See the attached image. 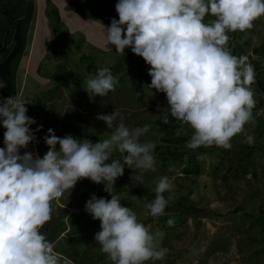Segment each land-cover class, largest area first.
<instances>
[{"label": "clouds", "instance_id": "1", "mask_svg": "<svg viewBox=\"0 0 264 264\" xmlns=\"http://www.w3.org/2000/svg\"><path fill=\"white\" fill-rule=\"evenodd\" d=\"M115 11L118 19L104 25V47L112 45L122 56L130 48L150 66L148 86L167 100L166 106H157L164 113L163 122L168 123L169 115L179 121L178 135L187 134L185 126L190 128V149L231 148V139L252 121L256 100L251 88L254 66L247 56L232 53L229 33L251 30L264 17V0H117ZM12 82L13 95L0 99V126L5 129L0 147V264H72L56 249V240L50 242L41 231L52 218L53 202L85 178L111 186L125 166L155 171V142L141 140L151 125L130 128L114 110L96 116L112 130L107 139L58 137L49 128L43 156L21 154L20 149L35 139L30 125L36 121L26 107L35 96H26L21 92L24 87L18 90L13 78ZM118 83L109 67H99L83 87L91 92L90 98L107 97ZM5 86L0 80V88ZM41 128L38 125L37 131ZM247 142L252 143L253 137L248 136ZM117 151L122 160L112 158ZM136 179L143 182L142 175ZM173 188L167 175L160 177L154 200L145 205L148 214H165L169 200L164 193ZM105 190L110 199L92 193L84 207L100 221L94 239L111 264L164 260L168 249L158 239L163 233L153 234L118 195ZM166 223L174 226L175 218L170 216Z\"/></svg>", "mask_w": 264, "mask_h": 264}, {"label": "rangeland", "instance_id": "2", "mask_svg": "<svg viewBox=\"0 0 264 264\" xmlns=\"http://www.w3.org/2000/svg\"><path fill=\"white\" fill-rule=\"evenodd\" d=\"M71 2L43 0L38 22H31L26 27L25 48L16 70L14 85L19 90L17 77L32 75V79L38 68L41 70L36 76L43 79L42 88L38 89L40 93L32 99L31 104L26 105L34 114L28 112L27 115L36 121L39 117L47 118L46 135L51 128L58 137L74 132L79 139H89L93 135L102 141L110 136L112 130L107 129L105 123L96 119V116L115 110L123 116L125 124L130 128L151 125L150 130L141 138L142 141L155 142L156 138L159 146H164L167 144L165 138L169 137L175 142L180 129L179 121L172 118L168 123L154 122L162 119L164 114L157 110V106H166L167 100L164 93L155 92L148 86L151 82L147 71L150 66L130 48H126L125 55L122 56L114 50V46L109 45L113 49L104 47V25H109L111 18L118 19L115 11L117 0H86L87 6H96V9L89 11V16L68 7ZM31 7L33 21L37 10L32 0H0V43L5 42L7 30L12 29L8 22L10 16L25 17ZM53 8L56 10L52 11ZM47 18L49 27L45 22ZM49 30L52 34H49ZM229 35V48L232 53L236 56H247L248 61L257 66V69L254 68L255 80L251 88L256 103L259 100L264 102V92H260L255 86L257 80L264 75V17L257 19L251 30L237 31ZM50 37L52 38L49 39ZM236 43L243 46L245 54H238L235 50ZM255 47H258L256 51ZM129 54H132L131 62L124 63L125 70L114 75L119 79L115 91L110 92L107 97L96 95L90 98L91 92L88 93L83 87L86 79L95 75L97 68L109 67L118 58L125 61ZM90 63L91 69L88 70ZM18 72L20 74L17 76ZM139 72L144 73L140 83ZM34 80L39 82L36 78ZM23 87L28 90V87ZM21 92L25 93L23 89ZM151 92L154 94L151 95ZM35 107L47 109L36 112L39 109L34 110ZM65 112L68 119L63 116ZM252 112V121L244 126L243 133L231 139L229 151L215 145L205 147L208 149L198 152L192 161H188L187 152L182 156V162L166 161L168 172L163 173L160 170L166 169L162 157L160 160L158 156L160 149H157L155 171L158 175L154 176L155 171L142 172L125 166L124 174L116 179L115 185L110 186L105 182L104 186L103 183H94L85 178L79 180L69 194H64L63 201L76 209L83 206L92 193L110 199L111 195L105 188L110 189L111 194L118 195L124 205L136 212L138 219L153 234L163 233L158 239L168 249L165 259L149 261L147 264H264V214L258 211L259 199H251V195L245 191L246 180L251 184L264 186V180L260 179L261 170L264 168V103L253 108ZM76 114H79V120L75 117ZM30 126L37 130L36 123ZM185 128L187 134L181 131V136L191 134L192 130L187 126ZM46 135L41 136V155L48 147L43 139ZM151 135L155 138H151ZM248 136L253 137L252 143L247 142ZM40 138L35 136L36 145ZM250 147L249 158L254 152L250 158L254 166L249 163L246 166L238 164L241 155L248 156L244 150ZM112 158L122 160V154L114 152ZM187 162H195L199 166L198 175H183ZM137 175L143 176L142 183L136 179ZM164 175L174 185L171 192L164 193L170 204L163 217H152L145 205L155 198L156 183ZM145 190L152 191V197L143 201ZM181 195L188 197L187 212L174 204ZM261 197L264 200V195ZM59 201L61 200H57ZM56 207L53 202L52 218L41 229L50 242L52 237L49 234L52 230L57 233L63 229L68 230V226L74 221L70 232L59 233L54 239L56 249L64 253L72 264H111L94 239L95 233L100 230V221L94 220L83 206V211L75 210L69 222H66L65 210H62L65 215H61L60 209ZM251 209L253 218L243 213ZM170 216L175 218L180 229L169 227L168 224L166 228L160 220L165 218L167 221Z\"/></svg>", "mask_w": 264, "mask_h": 264}, {"label": "trees", "instance_id": "3", "mask_svg": "<svg viewBox=\"0 0 264 264\" xmlns=\"http://www.w3.org/2000/svg\"><path fill=\"white\" fill-rule=\"evenodd\" d=\"M71 1L72 2H71L70 5H68V7H70L72 10L81 11L86 16L91 15L89 11H92L94 8L96 9V6H94V5L87 6L86 0H71ZM31 6H32V3H31ZM53 10H56V8H53L52 11ZM32 12H33V10H32V7H31V10L29 11V13L25 14V17L24 16H17V15L10 16V19H9L8 22H10V25L12 26V29L11 30L8 29L7 36H5V42L0 43V60H2L7 55V53L9 52V50L11 49V46L13 44L12 33H13V30H14V27H15V22H16V20L18 18H22V25H21V27H22V46H21L20 52L13 59L12 64H11L13 80H14V77L16 78V70H17V67L19 65V61H20L21 55H22V53L24 51V48H25V40H26L25 32H26V27L29 24V21H30V19L32 17ZM24 20H25V22H24ZM91 24L93 25V23H91ZM73 26H75V24H73ZM73 26L70 25V27H72V29L74 28ZM76 26H78V25H76ZM24 27H25V29H24ZM263 41H264V35H263ZM10 43H11V45H9ZM257 49H258V47H255L254 50L256 51ZM235 50L238 52L239 55H241L243 53L245 54V49L243 48V46H239L237 43L235 45ZM130 57H132V54H129V58L127 59V57H126L125 61L123 60V58H118L116 63H114L113 65H110L109 68L111 69L112 74L115 75L116 73L125 70L124 63H127V62L130 63L131 62V58ZM254 68L257 69V66H254ZM87 69L88 70L91 69V63L87 66ZM40 70H41V68H38L37 72L40 73ZM138 74H139L138 78H139V83H140L144 73L143 72H141V73L139 72ZM261 77H262L261 79L257 80V85H255V86L257 87V89L260 92H264V75H262ZM57 79H59V78H57ZM56 81H58V80H56ZM0 99L1 100L3 99V97L1 95H0ZM261 103H264V102H262V100H259L255 104L254 109ZM41 105H42V103H41ZM75 117L77 118V120H79V114H76ZM169 120H172L171 116L168 117V121ZM154 122L155 123H164L162 119L155 120ZM4 131H5V129L2 126H0V147H2L4 145L3 144V133H4ZM169 132H171V131H169ZM190 135L191 134L186 135V136H181L179 134V135L176 136L175 142L171 141V139L169 137H167V138H165V142L167 144L164 145V146H159L158 140H156L155 136L151 135V138H155V145H156L155 150L160 149V151L158 153V156H159L160 160H161V157H162V161L164 163L163 164L164 166L166 164V161L168 162V160H173V161L178 160V162H182V156L185 153H187V152L189 153L188 161H192V160H194V158L196 157V154L198 152H202V151H205V149H208V148H205V147H199V148H197L195 150L188 148L187 147V141L189 140ZM89 139L92 140L93 142H96L98 140V138L96 136H93V135L89 136ZM182 145H184V146L180 147ZM248 149H251V147L245 149L244 151L246 153H248ZM227 150L229 151L230 148L227 149ZM249 154L250 153L247 154L248 156L241 155L239 157V159H238V164L246 166L249 163L250 165L254 166V163H252V160L250 159V158H252L254 152H252V155L250 156V158H249ZM165 169L166 170H164V169L160 170V172H163V173L164 172H168L166 166H165ZM183 171H184L183 175L186 176V177H189L191 174L192 175H198L199 172H200L199 166H197V164L195 162H190V163L187 162V166L183 168ZM155 173L156 174L154 176L158 175V172L155 171ZM260 179L264 180V168H262V170H261ZM243 188H244V183H243ZM245 191L248 192V193L245 192L246 194H250L251 195V197H250L251 199H256V200L259 199L258 200V203H259L258 204V207H259L258 211H260V214H264V209H263L264 200L261 197V196L264 195V186L261 187L260 185L251 184L248 180H246L245 181ZM151 192L148 191V190L144 191L143 201H145L147 199H151V197H152L151 196ZM105 198L108 199V197H106V196H105ZM152 200H154V198H152ZM187 200H188V197L186 195H181V196L178 197L177 201L174 202V204L179 205V207L184 208L183 212H187L189 210V208H187ZM151 201H149V202H151ZM169 204H168L167 207H169ZM251 210L244 211L243 213H245L246 215H248V216L253 218L254 217V213H253V210L252 211ZM161 217H163V216H161ZM160 220H162V222L164 223L165 227L167 228V223H166L165 218L160 219ZM179 227L180 226H179L178 223H175L174 226H172V228H174V229L175 228L178 229ZM63 230L59 231L58 233L55 232L54 230H52V232L49 234V237H52V240H54V239H56L58 237L59 233H61Z\"/></svg>", "mask_w": 264, "mask_h": 264}, {"label": "crops", "instance_id": "4", "mask_svg": "<svg viewBox=\"0 0 264 264\" xmlns=\"http://www.w3.org/2000/svg\"><path fill=\"white\" fill-rule=\"evenodd\" d=\"M33 1V3L35 4V6H36V16L34 15V20L32 21V22H36V20H37V22H38V18H39V16H40V9L43 7V0H32ZM42 14V13H41ZM43 14H44V12H43ZM46 21H48V18L45 20V22ZM7 32H8V30H7ZM5 38V37H4ZM40 41H42L41 40V38L39 39ZM32 52H33V50H31ZM38 70V69H37ZM30 72V71H29ZM20 73L18 72L17 73V76L19 75ZM37 75V72L34 74V78H36V79H38L39 80V82H36L35 80H34V78H32L31 79V76L32 75H29V76H27V77H23V76H21L20 78H18L17 77V85H18V87H23V86H26V87H28V90H25V87H24V92H25V95L26 96H35V95H37L38 93H40V91H38V89H41L42 88V79L39 77V76H36ZM21 79V80H20ZM31 79V80H30ZM19 82V83H18ZM37 109H39V108H34V110H37ZM46 109L47 108H45V109H39L38 111H36V112H40V111H46ZM33 111V110H32ZM32 111H30L28 114H34V112H32ZM66 113L67 112H65L64 113V117H66L67 119H68V116H66ZM36 114V113H35ZM65 119V118H64ZM38 121H36V125L38 126V125H42V128L40 129V130H34L33 128H31L33 131H34V134H35V136H37L38 138H40L41 136H43V135H46V130H45V127H46V125H47V118L46 117H39L38 119H37ZM71 135H73L74 137H76V135L74 134V132L71 134ZM42 137L39 139V142H38V144L36 145V141H35V143H34V140H33V142L32 143H30L28 146H27V148H21L20 149V153L21 154H23V152H25V151H30V152H33L34 154H38V155H40V156H43V155H41V151L39 150V147L41 148V144H42ZM4 146V145H3ZM48 150V147L46 148V151ZM63 197L62 198H60V200L61 201H59V202H57V200L56 201H54V203H55V205L57 206L56 208H58V209H60V212H61V215L63 214V215H65L63 212H62V210H65V213H66V215L64 216L65 218H64V221H66V222H69V220H70V217H72V213H74V211L75 210H78V209H80V211H83V209H82V207L85 205V203H84V205L83 206H81V207H78V208H76V209H73L72 207H70V205H68V204H65L64 202L65 201H63ZM89 199V198H88ZM87 199V200H88ZM74 223V221H72L71 222V226L70 227H72V224ZM70 227L68 226V228L70 229ZM69 229L67 230V229H65L64 231H62L64 234H65V232H70L69 231ZM67 259H68V261L69 262H72L68 257H66Z\"/></svg>", "mask_w": 264, "mask_h": 264}, {"label": "water", "instance_id": "5", "mask_svg": "<svg viewBox=\"0 0 264 264\" xmlns=\"http://www.w3.org/2000/svg\"><path fill=\"white\" fill-rule=\"evenodd\" d=\"M21 33V19H18L15 23V29L12 35L13 46L11 47L7 55L2 60H0V80H3L6 84L5 87L0 88V95L3 98L10 97L14 93L11 64L13 59L17 56L21 49Z\"/></svg>", "mask_w": 264, "mask_h": 264}]
</instances>
